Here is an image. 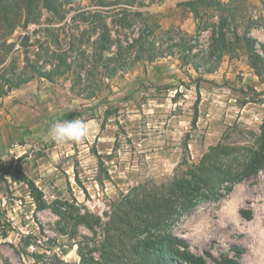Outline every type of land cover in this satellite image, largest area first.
I'll return each mask as SVG.
<instances>
[{"label": "rangeland", "instance_id": "obj_1", "mask_svg": "<svg viewBox=\"0 0 264 264\" xmlns=\"http://www.w3.org/2000/svg\"><path fill=\"white\" fill-rule=\"evenodd\" d=\"M58 1L53 14L39 0H0V264H82L80 245L101 262L102 245L122 257L137 234L179 239L188 247L174 250L197 264H264V169L242 178L264 126V70L246 47L264 64V0L199 2L202 31L188 0H133L144 16L117 44L118 6L92 18L97 0ZM147 26L164 57L133 53L106 72ZM74 110H86L88 136L56 144L50 126ZM193 172L221 180L218 195L144 230Z\"/></svg>", "mask_w": 264, "mask_h": 264}, {"label": "trees", "instance_id": "obj_2", "mask_svg": "<svg viewBox=\"0 0 264 264\" xmlns=\"http://www.w3.org/2000/svg\"><path fill=\"white\" fill-rule=\"evenodd\" d=\"M43 3V6L53 14L59 13L61 11L60 8L64 6V2H59L58 0H39ZM126 3H122L121 0H115L111 2H106L105 0H97L96 6L98 8L106 9L109 3H111L114 6H118L117 10L114 9L116 13V19L114 20V23L116 25L115 30V43H121L122 37L124 36V30L129 29L136 25L139 18H142L144 16V13L139 12L134 9V3L133 0H126ZM204 0H188L184 2L182 5L187 7L189 11L194 15V18L198 21L197 29L199 31L205 30L207 25L204 24L202 26L203 22V16H202V9H200L199 2H202ZM69 3V2H68ZM206 3L209 7H212L211 2H202ZM71 4V2L69 3ZM31 7L35 9V6L28 5L27 12L30 15ZM93 10L91 12H86L88 15L92 16V18L100 17L102 15L103 10ZM112 12V13H113ZM84 15H86L84 13ZM88 19V18H87ZM143 20V19H141ZM206 23V22H205ZM157 28V27H156ZM107 30V27L105 28L103 35H101V38L98 40V44H100V49H104L105 43L109 41V37L104 34ZM161 35V34H160ZM223 38L221 40L224 41V34H222ZM161 37L156 36L155 34V28H152L151 26H147L145 30L138 35V39H133L131 44L127 45V48H123L120 44V46L117 45V54L114 59H111V61H117L119 62V65H113L109 67H105L106 72H108L111 76H114L118 72H122L123 68L126 67V59L127 56L134 53V57H132V61L134 63L140 62V61H147L152 62L155 59L164 57L165 52L162 50V44L163 41L160 39ZM152 41L150 43V46L148 44L149 41ZM160 40V42L158 41ZM113 41V40H112ZM147 41V45H146ZM138 44H141L140 48L136 47ZM148 46L149 48H144V46ZM153 45V47H152ZM157 45V46H156ZM11 46V45H10ZM14 45H12L13 47ZM225 48L228 47V45H224ZM246 47L248 50L249 60L251 63L252 68L256 72L258 76L263 75L264 70V64L263 59L260 55L257 54V52L254 49L253 43L250 39H246ZM135 49V51H133ZM96 55V54H95ZM101 57L103 58L104 55L100 53ZM97 57V55H96ZM126 57V58H125ZM109 59V58H107ZM106 59V60H107ZM1 63V62H0ZM120 66V67H119ZM91 74V70H89ZM93 74V73H92ZM200 95V94H198ZM86 114V110H74L68 112L64 118L63 121H70L78 118H82ZM99 162L101 163V156L98 154H95ZM264 169V126H263V132L259 137V144L258 147L252 152L248 164L243 169L242 172V178L243 177H249L251 175L257 174L259 171ZM104 182V181H102ZM221 180H218L216 178H212L209 176H203L202 174L194 173L191 175L190 178H182L176 180L172 184V188L170 190V193L165 198L166 201V210H165V216L161 219H157L154 222H150L149 225H145L143 227L144 230H151L155 227L161 228L163 227L168 219H171L175 217L176 215H180V217L191 211L196 207L195 204H193V199L195 200H210L214 198L217 194V188L220 185ZM162 198V199H164ZM156 201V199L154 200ZM142 203L144 204H151L148 200H143ZM243 214L247 215L246 218L251 219L252 214L251 212L242 211ZM142 231V227L138 229V232ZM112 246V245H111ZM173 246L181 247L183 249H186L188 246L185 244V242H182L179 239H166V238H155L154 236H148L142 238L139 236V234L136 235L134 238V241L132 243H128L127 253L122 256L118 257L115 252H109L108 251V245L104 244L102 245V256H101V262L96 261V259L90 257L89 254H84L82 252V246L80 245L79 250V256L81 258L82 264H88L92 262V264H184V262L191 263V264H197L198 261L195 260L192 256L186 253H181L176 250H174ZM113 251V250H112ZM233 251L235 252L237 257H240L243 254V250L240 247H233ZM39 259V257L37 256ZM220 264H239L237 261L224 257L222 258Z\"/></svg>", "mask_w": 264, "mask_h": 264}, {"label": "clouds", "instance_id": "obj_3", "mask_svg": "<svg viewBox=\"0 0 264 264\" xmlns=\"http://www.w3.org/2000/svg\"><path fill=\"white\" fill-rule=\"evenodd\" d=\"M89 134L88 124L81 119L54 122L49 129L48 136L56 144L80 143Z\"/></svg>", "mask_w": 264, "mask_h": 264}]
</instances>
